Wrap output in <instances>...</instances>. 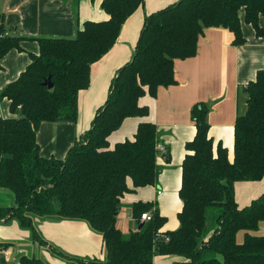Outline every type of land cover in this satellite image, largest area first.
<instances>
[{"label":"trees","instance_id":"trees-1","mask_svg":"<svg viewBox=\"0 0 264 264\" xmlns=\"http://www.w3.org/2000/svg\"><path fill=\"white\" fill-rule=\"evenodd\" d=\"M143 1L102 0L108 20L84 22L73 38L28 39L36 42L38 53H29L25 70L0 91L12 114L0 117V187L14 198L12 207L0 209V219L11 214L41 244L34 218L86 222L101 235L105 259L68 257L67 264H154L155 256L174 258L170 264H264V236L251 234L264 221V192L242 208L234 193L236 183L264 178V69L244 88L246 110L234 123L232 161L220 143L213 150L207 106L191 109L195 135L185 145L178 191L182 207L174 231L160 232L166 220L152 203L131 207L136 230L125 234L116 227L121 197L131 191L126 180L133 189L152 186L161 171L156 126L140 123L133 140L111 149L107 141L124 119L147 116V108L138 105L140 97H154L158 88L176 83L174 61L195 55L206 28H225L234 36L232 44L242 45L243 11L244 22L263 36L258 19L264 0H178L148 15L130 61L117 70L89 129L63 159L40 153L36 133L41 123H76L78 95L89 86L91 65L115 44L123 23ZM24 40L0 23V60L11 50L23 51ZM48 77L51 89L42 85ZM162 156L168 161L167 150ZM145 212L151 219L139 228ZM239 232H244L241 243ZM19 263L46 264L27 256Z\"/></svg>","mask_w":264,"mask_h":264},{"label":"crops","instance_id":"crops-1","mask_svg":"<svg viewBox=\"0 0 264 264\" xmlns=\"http://www.w3.org/2000/svg\"><path fill=\"white\" fill-rule=\"evenodd\" d=\"M178 0H144L123 23L115 44L89 71V86L78 95L76 123L44 122L39 126L36 140L44 157L63 159L73 143L90 127L95 112L107 100L109 89L117 70L128 63L134 52L144 19ZM102 0H0V23L13 36L23 37V51L11 50L0 60V91L18 78L30 62L29 53L37 54L38 46L30 38H73L87 21L108 20L101 9ZM239 19L244 44L234 46V36L225 28H206L197 41L193 57L174 61L176 83L160 87L154 97L149 94L138 99V105L148 110L145 117H129L108 138L109 148L125 140H133L142 122L156 126L158 140L169 156L157 158L161 168L155 183L133 189L121 197V211L117 215L119 230L134 231L137 222L131 207L137 203H152L165 218L160 232L178 228L177 214L182 203L178 196L181 186V164L186 154L185 145L192 141L195 126L190 111L194 105L207 106L208 136L213 150L218 143L227 149L233 159L234 123L246 110L244 88L264 69V35L257 36L253 27ZM259 26L264 29V14L259 16ZM10 103L0 98V117H10ZM264 192V178L258 182H238L234 185L235 201L245 207ZM14 205L11 191L0 187V209ZM7 214L0 219V264H20L22 256L35 257L46 264H67V258L103 261L105 252L102 237L93 232L84 221L47 217L34 218V226L44 244L32 239L27 229ZM142 222V221H141ZM252 235L264 236V221ZM244 232L237 241L242 242ZM174 258L155 256L154 264H170Z\"/></svg>","mask_w":264,"mask_h":264},{"label":"built area","instance_id":"built-area-1","mask_svg":"<svg viewBox=\"0 0 264 264\" xmlns=\"http://www.w3.org/2000/svg\"><path fill=\"white\" fill-rule=\"evenodd\" d=\"M5 35H6V34H5ZM156 151H157V157H161V156L166 152V148H165L163 145H161L160 143H158V144L156 145ZM150 219H151V216H150V214L147 213V212L142 213V214L140 215V220H141L142 222L150 221Z\"/></svg>","mask_w":264,"mask_h":264},{"label":"water","instance_id":"water-1","mask_svg":"<svg viewBox=\"0 0 264 264\" xmlns=\"http://www.w3.org/2000/svg\"><path fill=\"white\" fill-rule=\"evenodd\" d=\"M42 85L46 87L47 89L52 88V84L50 82V78L48 77L45 81H43ZM143 225V222L140 223L139 228Z\"/></svg>","mask_w":264,"mask_h":264},{"label":"rangeland","instance_id":"rangeland-1","mask_svg":"<svg viewBox=\"0 0 264 264\" xmlns=\"http://www.w3.org/2000/svg\"><path fill=\"white\" fill-rule=\"evenodd\" d=\"M120 211H121V210H120ZM120 211H119V212H120ZM121 231H122L123 233L125 232V231H123V230H121ZM125 234H126V233H125Z\"/></svg>","mask_w":264,"mask_h":264}]
</instances>
